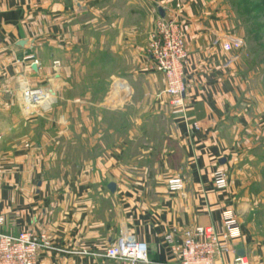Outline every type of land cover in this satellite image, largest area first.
<instances>
[{
  "label": "crops",
  "instance_id": "crops-1",
  "mask_svg": "<svg viewBox=\"0 0 264 264\" xmlns=\"http://www.w3.org/2000/svg\"><path fill=\"white\" fill-rule=\"evenodd\" d=\"M160 8L187 32V118L149 51ZM229 31L218 0H0V234L46 235L55 249L38 264H134L106 255L123 236L147 244L149 262L135 264H177L166 237L223 233L232 209L241 235L216 264L241 252L264 264V102L249 106L237 49L218 40ZM23 76L56 88L40 106L59 108L14 109ZM176 176L183 192L168 188Z\"/></svg>",
  "mask_w": 264,
  "mask_h": 264
},
{
  "label": "built area",
  "instance_id": "built-area-1",
  "mask_svg": "<svg viewBox=\"0 0 264 264\" xmlns=\"http://www.w3.org/2000/svg\"><path fill=\"white\" fill-rule=\"evenodd\" d=\"M150 38V54L154 68L166 76V92L171 96L172 112L187 118L185 71L189 52L187 32L179 11H174L172 15L160 16ZM218 40L227 52L236 50L244 43L242 39L229 34L219 36ZM58 63L55 62V65ZM21 89L26 106L38 105V107L45 99V89L48 92L52 90L51 87L32 86L24 76ZM195 125L198 127L197 124ZM214 185L218 190L228 188L229 174L226 170L217 169L214 172ZM168 188L173 193L183 192L186 188L185 179L181 176L171 178ZM223 216L225 226L223 233H220L214 225H199L185 230L181 243H175L172 235L166 237L173 250L179 255L177 264H216V256L233 250L230 241L241 235V225L234 210H226ZM44 249H55L46 235L38 236L32 231H23L16 235L0 234V264H38ZM106 255L118 260L131 261L134 264L149 262L147 244L131 236L120 237L108 249ZM231 264L252 263L248 256L239 255Z\"/></svg>",
  "mask_w": 264,
  "mask_h": 264
},
{
  "label": "rangeland",
  "instance_id": "rangeland-1",
  "mask_svg": "<svg viewBox=\"0 0 264 264\" xmlns=\"http://www.w3.org/2000/svg\"><path fill=\"white\" fill-rule=\"evenodd\" d=\"M218 1L225 6L226 14L230 17L231 31L228 32L229 35H234L244 42L241 47L236 48V53L241 60L246 78V98L249 101V106H253L251 104L257 103L256 101L259 100L264 102V0ZM56 56L59 57V54H56ZM35 87H51L52 90L49 91V93L53 96H58V91L55 92L54 90L56 88L49 86L47 83H40L39 86ZM21 92L22 89L15 95L16 97H14L15 106L12 107L16 110L20 109L22 105V109L27 114H33L59 108L57 98L54 103L47 108L42 106L35 108L32 107V105L26 106L24 93ZM20 99H22L23 103L19 106L18 100ZM35 122L37 124L39 122L41 128L44 126L47 127L48 125L43 119H39V121L36 120ZM55 126H58V120L55 122ZM51 133H54V129L51 130Z\"/></svg>",
  "mask_w": 264,
  "mask_h": 264
},
{
  "label": "water",
  "instance_id": "water-1",
  "mask_svg": "<svg viewBox=\"0 0 264 264\" xmlns=\"http://www.w3.org/2000/svg\"><path fill=\"white\" fill-rule=\"evenodd\" d=\"M165 10L163 9V8H160V15L161 16H165ZM29 42L27 41V40H24V41H20L19 42V45H26V44H28ZM33 68L35 69V70H37L38 69V64L37 63H34L33 64ZM109 189L111 190V191H115L116 190V188H117V185H116V183H114V182H112V183H110L109 184ZM241 254V256H244V253L243 252H241L240 253Z\"/></svg>",
  "mask_w": 264,
  "mask_h": 264
},
{
  "label": "bare ground",
  "instance_id": "bare-ground-1",
  "mask_svg": "<svg viewBox=\"0 0 264 264\" xmlns=\"http://www.w3.org/2000/svg\"><path fill=\"white\" fill-rule=\"evenodd\" d=\"M47 90L45 89V92H46Z\"/></svg>",
  "mask_w": 264,
  "mask_h": 264
}]
</instances>
